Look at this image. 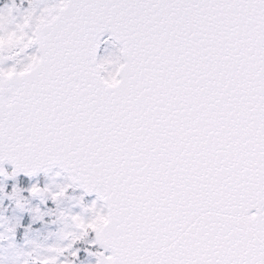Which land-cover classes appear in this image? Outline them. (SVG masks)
I'll use <instances>...</instances> for the list:
<instances>
[{
	"label": "snow or ice",
	"instance_id": "6c2138e0",
	"mask_svg": "<svg viewBox=\"0 0 264 264\" xmlns=\"http://www.w3.org/2000/svg\"><path fill=\"white\" fill-rule=\"evenodd\" d=\"M0 264H264V0H0Z\"/></svg>",
	"mask_w": 264,
	"mask_h": 264
}]
</instances>
